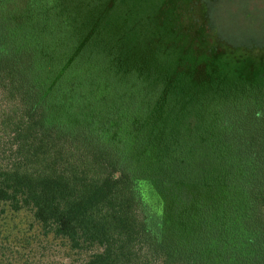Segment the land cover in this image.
I'll return each instance as SVG.
<instances>
[{
    "label": "trees",
    "instance_id": "1",
    "mask_svg": "<svg viewBox=\"0 0 264 264\" xmlns=\"http://www.w3.org/2000/svg\"><path fill=\"white\" fill-rule=\"evenodd\" d=\"M119 2L0 0V204L83 264H264V86Z\"/></svg>",
    "mask_w": 264,
    "mask_h": 264
},
{
    "label": "rangeland",
    "instance_id": "2",
    "mask_svg": "<svg viewBox=\"0 0 264 264\" xmlns=\"http://www.w3.org/2000/svg\"><path fill=\"white\" fill-rule=\"evenodd\" d=\"M165 1L168 8L174 9L175 17L180 11V21L177 18L176 23H180L182 32L188 33L187 37L194 34L197 37L193 38L198 42H205L214 50L216 48L218 59L229 63L237 73L250 75L241 76V81L264 86V0H214L209 4L210 8L213 6L212 17L216 26L225 33L223 40L246 44L248 49L229 47L225 41L212 35L208 26L207 5L203 4L210 0ZM160 3L161 0H138L135 12L148 15ZM236 76L232 79L240 80V75ZM144 197L147 200L142 202V212L153 225L156 223V205L149 201L145 193ZM145 205L149 210L146 211ZM96 251V247L73 250L66 240L46 234L30 210L14 211L8 204H0V264H83Z\"/></svg>",
    "mask_w": 264,
    "mask_h": 264
}]
</instances>
